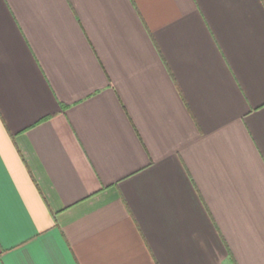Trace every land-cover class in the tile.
<instances>
[{
    "label": "crops",
    "instance_id": "0c3cea01",
    "mask_svg": "<svg viewBox=\"0 0 264 264\" xmlns=\"http://www.w3.org/2000/svg\"><path fill=\"white\" fill-rule=\"evenodd\" d=\"M0 264H264V0H0Z\"/></svg>",
    "mask_w": 264,
    "mask_h": 264
},
{
    "label": "snow or ice",
    "instance_id": "6c2138e0",
    "mask_svg": "<svg viewBox=\"0 0 264 264\" xmlns=\"http://www.w3.org/2000/svg\"><path fill=\"white\" fill-rule=\"evenodd\" d=\"M2 212H3V206L2 203H0V215H2ZM5 264H7V262H5Z\"/></svg>",
    "mask_w": 264,
    "mask_h": 264
}]
</instances>
